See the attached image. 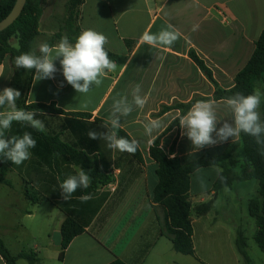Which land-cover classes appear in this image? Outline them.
Masks as SVG:
<instances>
[{
	"label": "crops",
	"instance_id": "0c3cea01",
	"mask_svg": "<svg viewBox=\"0 0 264 264\" xmlns=\"http://www.w3.org/2000/svg\"><path fill=\"white\" fill-rule=\"evenodd\" d=\"M44 6L38 48L59 31L60 21L65 18L54 17L49 5ZM169 24L180 33L173 46L155 49L140 40L145 31L158 33ZM80 27L104 34L108 39L105 47L123 60L117 63L115 70L106 72L99 86H92L86 94L77 93L64 80L59 60H56L58 71L55 78L33 80L28 104L55 103L68 114H89L85 118L38 114L37 118L45 124L44 133L58 136L78 153H86L85 162L90 164L92 171L110 182L104 186L98 184L87 202L78 199L84 193L83 188L65 201L59 185L82 168L80 163L72 162L56 151L44 158L36 153H40L38 147H35L36 151L31 150V158L21 165L8 160L5 177L1 176L0 162V181L10 183L0 182V238L14 255L36 252L40 259L37 264H111L117 259L125 264H173L162 262L160 257L162 251L168 252V246L171 251L174 249L165 234L166 210L152 199L158 178L157 164L149 151L153 141L180 116V110L172 109L162 116L156 115L163 106L213 97L215 87L189 57L191 50L210 69L221 88L234 86L235 77L250 61L264 31V0H85L81 7ZM127 40L136 43L132 51L125 43ZM13 45L18 46L16 42ZM0 75L2 91L9 87L14 75L9 55L0 62ZM136 84L141 85L140 94L148 98L146 106L139 109L133 105L130 116L120 117V128L139 141L142 161L127 152L108 149L105 141L93 140L87 135L90 129L98 133L109 131L104 125L109 122L113 100L127 96L131 103ZM257 90L264 94V87ZM224 101H214L218 106L217 116L221 120L229 119L231 123ZM259 111L264 119V95ZM151 119L161 120L164 127L154 137H147L143 124ZM18 130L14 135L23 134L22 129ZM177 131L178 128H174L161 140V148L169 158ZM213 136L215 138V134ZM238 142L240 136L234 141L229 138L227 142L195 151L191 141L181 135L174 154L175 157L189 158L207 150L214 155H223L228 146ZM231 156L237 161L233 171L241 175L246 166L242 145L231 152ZM218 166L222 173L225 167H231L227 163ZM196 175L199 176L194 181ZM218 178L212 167L199 169L191 176L193 257L205 261L203 238L213 235L215 260L225 263L228 260L226 255H229L230 259L241 264L237 235L242 232L247 238L248 232L255 234L257 226L248 212V202L252 198H243L242 202L239 197L242 191L250 186L256 187L259 182L256 179L235 182L232 187L215 190ZM201 183L205 186L201 187ZM26 188L41 200L29 202L25 197ZM239 201L245 206L239 207ZM44 204L47 205L43 207ZM41 211L52 221L45 238L41 231L24 221L27 218L33 222ZM67 213L81 214L90 222L85 233L71 242L61 260V227ZM197 235L202 257L198 255L195 243ZM0 264H5L1 256ZM18 264L29 263L20 259Z\"/></svg>",
	"mask_w": 264,
	"mask_h": 264
},
{
	"label": "trees",
	"instance_id": "16d2710c",
	"mask_svg": "<svg viewBox=\"0 0 264 264\" xmlns=\"http://www.w3.org/2000/svg\"><path fill=\"white\" fill-rule=\"evenodd\" d=\"M47 0H27L25 8L20 17L6 30L0 33V62L6 56H10V61L14 69V75L9 87L18 89L21 92V97L17 101L18 107L26 110H38L44 114H61L71 115L75 117H89L86 113H65L63 110L57 108L55 103L47 104H28V94L33 84V76L35 70L26 71L25 69H15L14 58L22 53L35 52L39 55V48L37 47V39L40 36L39 25L43 14V6ZM85 0H68L66 4V16L60 21L59 31L51 36L47 41L50 46H55L62 37L67 36L70 42L74 43L75 38L81 33L80 27L81 7ZM16 0H0V22L5 19L12 11ZM16 41L17 47H14L13 42ZM128 49L133 50L135 46L134 41H125ZM106 48V47H105ZM110 59L115 63H120L123 58L111 52L106 48ZM189 57L207 77L211 84L215 87L213 97L211 98H195L187 104L174 103L172 106H163L161 111L156 115L162 116L165 112L177 109L180 110V116L186 114L191 106L200 100L220 101L226 100L227 97L240 92L244 95L252 94L259 87H264V31L256 43L253 56L247 65L235 77V84L230 89L221 88L214 80L212 72L205 65V63L197 56L194 51H190ZM179 116V117H180ZM178 118H176L171 125L154 141L150 147L149 155L157 164V178L158 184L152 192V199L154 203L161 205L167 214V226L165 234L172 241L173 249L176 253L184 256H194L195 250L193 245V227L191 224V210L192 203L190 201L191 176L202 168L210 167L215 160L216 164L222 166L227 163L231 167H225L221 175L226 179L224 182L218 178L214 185L215 190H220L227 187H232L235 182H243L247 180L256 179L259 182L258 194L256 198H252L248 202V212L251 218L255 220L257 230L254 234V241L259 249L264 253V146L258 145L255 139L251 136L241 133L240 142L228 146L227 151L223 155H214L210 151L204 150L199 154H195L189 158H169V156L161 148V140L174 128L180 129ZM19 129L31 132L32 136L37 141V146L40 153L37 154L47 158V156L56 151L58 155L67 156L72 162L81 164V167L88 171L91 176V184L89 188L84 190L83 195H91L97 189V185H107L110 180L103 175H99L92 171L90 164H87L86 153H78L74 147L64 143L58 136H53L38 131L30 127L23 126L19 123H13L12 128L6 135H14V131ZM18 130V131H19ZM118 136H123L132 139L130 135L119 128L117 130ZM177 145V138L173 142L170 149V155L175 153ZM242 145L244 152L245 168L242 174L238 175L233 171L234 165L237 163L236 157L231 156V152H235L236 148ZM137 160L142 161V155L139 149L135 154H131ZM45 163H47V160ZM2 164L1 176L5 177L8 172V160L0 157ZM0 182L5 184V180ZM25 197L29 202H38L34 192L28 188L25 189ZM58 207L66 213L62 205L57 204ZM90 220L81 214L67 213V218L61 227V253L60 259L64 257V253L71 244V242L78 236L85 233V229L89 226ZM236 246L239 254L243 258L244 264H253L252 258L247 252L248 244L247 238L242 232L237 235ZM0 256L5 264H18L20 259L26 260L29 264H37L39 262V255L36 252L20 253L14 255L3 239L0 238ZM111 264H125L117 259Z\"/></svg>",
	"mask_w": 264,
	"mask_h": 264
},
{
	"label": "clouds",
	"instance_id": "9594fccd",
	"mask_svg": "<svg viewBox=\"0 0 264 264\" xmlns=\"http://www.w3.org/2000/svg\"><path fill=\"white\" fill-rule=\"evenodd\" d=\"M196 30V26L193 27ZM180 38V33L171 24L160 30L158 33L145 31L140 40L150 46L159 49L173 46ZM108 43L107 37L92 29L82 30L75 42H70L64 36L55 46L47 42L39 45V55L35 52L22 53L14 58L15 69L35 70L34 82L54 79L58 71L55 61L59 60L60 71L64 80L72 86L79 94L88 93L93 87L99 86L102 77L106 72L116 69L117 64L110 59L105 48ZM2 76V75H0ZM63 84H61V87ZM142 88L136 84L132 90L131 103L127 96L114 99L108 115L107 133H98L89 130L87 135L90 139H102L108 149L118 150L135 154L140 148L136 138L118 136L117 130L121 127L120 117H128L133 112V105L136 108L144 109L147 103V96L141 95ZM262 94L255 90L252 94L244 95L240 92L227 97L224 105L229 112V119H219L217 116V104L211 100H200L195 102L186 114L179 117V126L182 129L181 135L186 136L195 151L206 146L224 143L232 138L234 141L241 133L251 136L258 145L264 146V119L259 111ZM21 92L13 87H4L0 91V157L11 161L14 165H21L31 158V150L37 146L36 139L31 132L24 131L22 135H6L12 128L13 123L42 131L45 128L44 122L37 118L38 110H26L18 107L17 101ZM39 114H44L39 112ZM119 114V115H117ZM221 126L218 128L217 125ZM164 124L159 119H151L143 124L144 135L154 137L159 134ZM215 134V138L213 136ZM264 155V151L261 153ZM173 154L170 158H174ZM210 167L214 168L222 182L225 177L221 175L222 169L215 160ZM91 184V176L83 168L78 169L75 175H69L60 183L62 199L69 201L78 189H87ZM205 185L201 183V187ZM91 195H82L78 199L84 203L90 200Z\"/></svg>",
	"mask_w": 264,
	"mask_h": 264
},
{
	"label": "rangeland",
	"instance_id": "374dc122",
	"mask_svg": "<svg viewBox=\"0 0 264 264\" xmlns=\"http://www.w3.org/2000/svg\"><path fill=\"white\" fill-rule=\"evenodd\" d=\"M47 1L44 3V5L45 6L47 4L49 5L51 12L52 13L54 12V14H53L54 17L60 19L61 17L63 18L64 16H66V4H67L68 0H50V1L47 0ZM14 42H16V41H14ZM180 136H181V130L179 129L177 131V135L175 137V139L177 138V143L180 139ZM175 139H174V141H175ZM198 176L199 175L194 176L193 180L195 181ZM258 187H259V184H257L256 187L250 186L246 190L242 191L241 192L242 194L240 195L239 200L243 202V198H247V197L248 198H256V197H258L259 196V194H258L259 188ZM236 196H235V198H236ZM242 202H240L239 207L245 206L242 204ZM45 205H47V204H44L43 207H45ZM24 221L26 224L31 223V225H33V227L36 230L41 231V234L42 235L44 234L43 235L44 238H45V236H47L48 226L52 224L51 217L46 215L44 211H41L38 214L37 218L33 222H31V220H29L27 218H25ZM249 227H247V228H249ZM253 236H254V234L252 235L251 232H248V235H247V244H248L247 252H248L249 256L252 258V260H254L253 264H264V253L259 249V247L255 243ZM198 237H199V235L196 236V240H195L197 249H198V243H199ZM203 240L206 243V246L204 248L205 253L202 254L203 257L205 256L204 257L205 261H201L200 259H197V257L195 258L193 256H184V255L178 254L175 251H171L170 246H168V252L162 251V256H160L163 258L162 262H165V261L166 262H174L173 264H220L219 260H215V258H214L215 257L214 236L213 235H206V236H204ZM198 255L202 257L199 249H198ZM226 257L228 259L227 262L221 263V264H237L235 259H230L229 255H226ZM238 257L241 261V264H244L243 258H241L240 256H238Z\"/></svg>",
	"mask_w": 264,
	"mask_h": 264
},
{
	"label": "water",
	"instance_id": "95a60500",
	"mask_svg": "<svg viewBox=\"0 0 264 264\" xmlns=\"http://www.w3.org/2000/svg\"><path fill=\"white\" fill-rule=\"evenodd\" d=\"M27 0H16V3L9 15L0 22V33L10 27L22 14Z\"/></svg>",
	"mask_w": 264,
	"mask_h": 264
}]
</instances>
